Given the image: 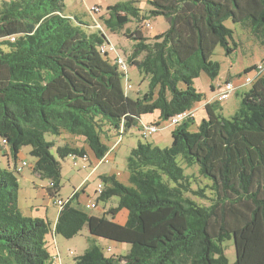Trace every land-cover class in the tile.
<instances>
[{
	"label": "trees",
	"instance_id": "trees-1",
	"mask_svg": "<svg viewBox=\"0 0 264 264\" xmlns=\"http://www.w3.org/2000/svg\"><path fill=\"white\" fill-rule=\"evenodd\" d=\"M148 3L149 14L163 17L168 29L154 38L144 37L140 29L123 34L134 42L124 58L127 68L135 67L148 81L137 98L125 91V72L99 50L109 43L105 33L85 32L84 22L64 13L63 0L1 5L0 142L14 165H0V264H59L56 236L70 240L84 227L91 237L127 246L126 254L106 255L112 247L87 236L91 244L73 264H230L224 247L230 239L235 248L231 264H264V70L257 74L258 65L243 71L254 72L251 88L230 118L220 112V103L230 97L209 101L195 131L190 128L196 115L170 127L169 147L138 142L126 160L127 185L115 174L99 175L96 202L118 198L101 216L74 205L79 190L68 200L56 198L60 160L80 158L85 168L110 153L103 142L105 125L120 137L144 116L157 114L150 125L161 127L202 102L194 80L202 73L212 81L218 77L220 66L211 60L215 47L227 55L237 48L225 21L241 24L264 42V0ZM102 19L112 32L132 19L145 21L133 2L108 7ZM139 131L144 140L152 136ZM63 133L83 139L85 146L45 140V134ZM24 147L30 148L31 164L20 157ZM180 163L197 166L209 182L193 189ZM26 167L49 182L47 194L56 198L55 205L63 203L53 225L25 216L18 207V176ZM96 202L85 208L96 209ZM121 211L124 224L115 220Z\"/></svg>",
	"mask_w": 264,
	"mask_h": 264
},
{
	"label": "rangeland",
	"instance_id": "rangeland-1",
	"mask_svg": "<svg viewBox=\"0 0 264 264\" xmlns=\"http://www.w3.org/2000/svg\"><path fill=\"white\" fill-rule=\"evenodd\" d=\"M9 1L11 0H0V8L4 2ZM148 1L149 0H63V3L64 13L67 16L70 18H77L85 23V26H83V30L85 32H97L98 29H101L100 31L105 33V36L108 38V42L114 44L118 50V54L125 58L131 52L132 45L134 43L132 40H128L124 37L123 34L126 30L134 31L135 29H140L144 37L154 38L161 35L168 29V23L163 17H152L149 14L150 5ZM127 2H133L135 8L140 10V15L145 18V21L138 24L134 19H132L124 25L121 31L112 32L104 24L102 17L105 16L108 7ZM92 7H98L99 14L90 16L88 11ZM96 23L99 27H96ZM144 23H148L151 28H146ZM224 25L233 30V39L237 44V48L235 49V52L227 55L221 46H216L211 56V60L217 62L220 66V73L218 77L212 81L202 73L194 80V88L203 95L202 102L200 103H204L207 100L208 102L212 101L214 93L211 90V86H215L216 84L219 85L225 82L232 83L235 87L234 93L230 96L228 101L220 103V112L222 116L230 118L238 110L242 95L251 88V83L246 84L244 79L246 77L253 78L254 72L250 71L249 73L244 74L243 71L247 68L253 67L254 65L264 66V42L261 43L256 40L252 36L250 30L245 29L241 24H234L231 20H227L224 22ZM2 49L6 50V47L2 46ZM109 59H115L114 55L109 54ZM127 74L128 83L132 86V89L127 92L128 96L137 98L146 92L148 81L135 67L128 66ZM154 118L155 116L153 115L142 117L141 123H139L137 129L132 128L130 132L123 133L120 139L115 131L105 125L104 131L108 136L103 138V142L110 148V152L115 151L112 154L108 153L104 160L99 162L105 163L106 161H109L106 164L98 166L95 174L92 170H89L90 167H88L87 163L84 168L85 163L80 158L74 160L71 157H68L64 160H60L62 167L60 190L56 198L68 200L75 190H82L79 193V197L83 202L81 204L74 205H76L79 209L84 210L86 213L94 216H101L103 209L116 206L118 203V198L116 197L111 198L107 202H96L97 185L100 183L98 176L99 174L113 171L117 174L118 179L127 185L128 170L126 167V160L131 150L137 146L139 141L142 143L148 142L160 148H166L171 145V136L170 132H168L169 130L162 131V129L161 132L159 131L156 135L149 136L146 140L138 136V128L142 127L143 124H150V122L154 121ZM190 130L195 131L196 129L191 127ZM45 140L50 142L54 141L56 146H62L65 144L72 147L85 146L83 139L66 133H63L60 137L45 134ZM29 149V147L22 148L20 157L21 159L26 160L28 164H31L33 163V159L28 154ZM54 150L55 149L52 150L53 154H55ZM5 151L7 152L8 148L0 142V165L3 167L8 164V159L6 155H4ZM9 157L10 166L13 167L14 161L11 156ZM18 165H22V163L19 162ZM97 165L98 162L91 168H95ZM180 165L184 169V173L191 177L193 189H197L200 186L202 187L209 182L207 179L199 176L197 166L187 167L183 163H180ZM90 173L93 174L91 175ZM18 184V207L20 211L25 216L47 219L53 225L58 214V207L54 204V200H56V198H51L47 194L46 189L49 186V182L40 179L37 175L31 172L29 167H26L18 176ZM82 185H84L82 189H79ZM208 191L209 190H207V192ZM196 200L198 203L203 205L209 204V202L205 199ZM87 202H96L97 208L86 209L83 205ZM87 236L91 237L89 236L87 227H84L77 236L70 240L64 239L61 236H56L55 243L62 260H66L68 264H73V258L83 254L84 248L91 244V241L87 240ZM91 238L94 239L93 243L95 244L103 246L105 243V241L96 239L95 237ZM112 245V251H106V255H111L112 253L118 254L119 252L126 254L125 249H127V246L120 245L121 247H119V245L113 243ZM224 247L226 257L231 264L235 261L234 240L230 239L225 241Z\"/></svg>",
	"mask_w": 264,
	"mask_h": 264
},
{
	"label": "built area",
	"instance_id": "built-area-1",
	"mask_svg": "<svg viewBox=\"0 0 264 264\" xmlns=\"http://www.w3.org/2000/svg\"><path fill=\"white\" fill-rule=\"evenodd\" d=\"M88 13H89L90 16L97 15V14H99V8L98 7H92V8L89 9ZM144 26L146 28H151L148 23H144ZM96 27H99L97 23H96ZM98 30H101V29H98ZM99 50H100V52L102 54H113L114 55V57H115L114 62L126 74V76L124 78L125 79V81H124L125 91H126V93L128 91H130L132 89V86H130L129 83H128V79H127V64L125 62L124 57H122V55L118 54V50L116 49L114 44H111L110 42L109 43H104L103 45H101ZM263 70H264V66L258 65L256 73L260 74ZM244 82L246 84L252 83V78L246 77L244 79ZM234 91H235V87L233 86L232 83L225 82V83L216 85V89L214 91V95H213L212 100L218 101V102L225 101L233 94ZM194 113H195L194 110H190V111H187V112H183V113L177 114V115L173 116L168 122L163 124L161 127L153 126V125H150V124H147V125L143 124V126L140 127L141 131H142V134H144L145 136H149V135H153V134H156L157 132H159L160 128L162 130L164 128L174 127V126L178 125L180 122H182V121H184L186 119L192 118L194 116ZM120 137H119V139H120ZM22 165L23 166H27L28 164L27 163H22ZM100 188H102V186L98 185V189H100ZM99 193H100V190H99ZM62 204L63 203H62L61 200H57L56 201V205H57L58 208L61 207ZM94 205L95 204L91 203V204L86 205V207L93 208ZM109 250L110 249L108 248V251Z\"/></svg>",
	"mask_w": 264,
	"mask_h": 264
},
{
	"label": "crops",
	"instance_id": "crops-1",
	"mask_svg": "<svg viewBox=\"0 0 264 264\" xmlns=\"http://www.w3.org/2000/svg\"><path fill=\"white\" fill-rule=\"evenodd\" d=\"M217 85V84H216ZM216 85L214 86V89H216ZM214 91V90H213ZM212 91V92H213ZM214 93V92H213ZM228 101V100H227ZM208 102V100L207 101H205L204 103H200V104H196L195 105V107L192 109V110H194L195 111V113H194V115H196V118H195V124L193 125V128H195L196 129V126L199 124V122L205 117V113H204V111H203V106L206 104ZM198 114H200V115H198ZM198 115V116H197ZM149 116H152V115H149ZM153 116H155V118H154V121L153 122H155V121H157L158 120V116H157V114H154ZM197 117H198V120H197ZM137 129V128H136ZM140 128H138V136L139 137H141L140 136ZM167 130H169L168 132H170V128H164L162 131H167ZM161 132V131H160ZM115 151V150H114ZM114 151H112V152H110L111 154L114 152ZM4 155H6V157H7V159H8V164L7 165H9L10 166V157L8 156V151L6 152H4ZM110 157V156H109ZM108 160V159H107ZM109 161H106L105 163H98V165L97 166H95V168H91V166H90V169L89 170H92L93 171V173L95 174L96 173V171H97V169H98V166H100V165H103V164H106V163H108ZM6 167V166H5ZM93 173H90L91 175L93 174ZM113 174H115L113 171L112 172H109V173H103V174H99V175H113ZM115 175H117V174H115ZM127 179H128V177H127ZM84 185H82L81 186V188L80 189H82V187H83ZM77 189V188H76ZM80 191H82V190H79V192ZM83 201H82V199L79 197V195H78V197L77 198H75V200H74V203L75 204H81ZM90 202V201H89ZM89 202H87V203H85L83 206H85L86 204H88ZM114 207V206H113ZM109 208H106V209H103L102 210V212H101V215L102 214H104L107 210H108ZM82 210V209H81ZM57 216H58V214H57ZM56 219H57V217H56ZM116 222L117 223H119V224H124L125 223V221H126V213H125V211H121V212H119V214L117 215V217H116ZM56 221V220H55ZM114 244V243H113ZM105 246L107 245L108 247H113V245L111 244V243H108V242H106L105 244H104ZM55 246H56V243H55ZM119 247H121L120 245H119ZM86 249V247L84 248V250ZM125 250H127V249H125ZM56 252H57V255L60 257V263L59 264H68L67 263V261L66 260H62V258H61V256H60V253H59V251H58V249H57V246H56ZM118 255H123L122 253H118ZM63 262V263H62ZM57 264H58V262H57Z\"/></svg>",
	"mask_w": 264,
	"mask_h": 264
}]
</instances>
